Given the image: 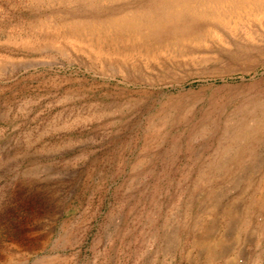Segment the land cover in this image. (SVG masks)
<instances>
[{
    "label": "rangeland",
    "instance_id": "374dc122",
    "mask_svg": "<svg viewBox=\"0 0 264 264\" xmlns=\"http://www.w3.org/2000/svg\"><path fill=\"white\" fill-rule=\"evenodd\" d=\"M263 10L0 0V264H264Z\"/></svg>",
    "mask_w": 264,
    "mask_h": 264
},
{
    "label": "bare ground",
    "instance_id": "6f19581e",
    "mask_svg": "<svg viewBox=\"0 0 264 264\" xmlns=\"http://www.w3.org/2000/svg\"><path fill=\"white\" fill-rule=\"evenodd\" d=\"M103 1V0H102ZM229 1V0H228ZM260 1V0H259ZM117 2V1H116ZM164 2V1H163ZM250 2V1H249ZM72 4V3H71ZM79 4V3H78ZM77 4V5H78ZM99 4V3H98ZM112 4V3H111ZM115 4V3H114ZM203 4V3H202ZM231 3H229V5H230ZM73 5H74V3H73ZM82 5V4H81ZM92 5V4H91ZM104 5V4H103ZM185 5V4H184ZM217 5V4H216ZM225 5V4H224ZM254 5V4H253ZM258 5V4H257ZM100 6H101V4H100ZM202 6H204V5H202ZM205 6H206V4H205ZM209 6V5H208ZM243 6V5H242ZM241 6V7H242ZM78 7V6H77ZM193 7V6H192ZM201 7V6H200ZM231 7V6H230ZM229 7V8H230ZM234 7V6H233ZM262 7V6H261ZM56 8V7H55ZM66 8V7H65ZM82 8V7H81ZM180 8V7H179ZM202 8V7H201ZM256 8V7H255ZM184 9V8H183ZM217 9V8H216ZM226 9V8H225ZM263 9V8H262ZM261 9V10H262ZM201 10V9H200ZM212 10V9H211ZM241 10V9H240ZM260 10V11H261ZM182 11V10H181ZM187 11V10H186ZM189 11V10H188ZM209 11H210V9H209ZM217 11V10H216ZM227 11V10H226ZM256 11H257V9H256ZM60 12V11H59ZM258 12V11H257ZM263 12H264V10H263ZM49 13V12H48ZM69 13V12H68ZM177 13V12H176ZM193 13V12H192ZM191 13V14H192ZM216 13V12H215ZM221 13V12H220ZM224 13V12H223ZM254 13H256V12H254ZM71 14V13H70ZM137 14V13H136ZM140 14V13H139ZM68 15V14H67ZM141 15V14H140ZM195 15H197V14H195ZM235 15V14H234ZM246 15V14H245ZM252 15V14H251ZM250 15V16H251ZM138 16V15H137ZM142 16V15H141ZM153 16V15H152ZM215 16H216V14H215ZM241 16V15H240ZM260 16V15H259ZM124 17H126V16H124ZM131 17V16H130ZM194 17V16H193ZM210 17V16H209ZM217 17V16H216ZM219 17V16H218ZM222 17V16H221ZM254 17V16H253ZM141 18H143V17H141ZM140 18V19H141ZM147 18V17H146ZM223 18V17H222ZM262 18V17H261ZM260 18V19H261ZM120 19V18H119ZM123 19H125V18H123ZM129 19V18H128ZM137 19V18H136ZM151 19V18H150ZM233 19V18H232ZM243 19V18H242ZM115 20V19H114ZM210 20V19H209ZM236 20V19H235ZM73 21V20H72ZM87 21V20H86ZM90 21V20H89ZM93 21V20H92ZM121 21V20H120ZM126 21V20H125ZM137 21V20H136ZM223 21V20H222ZM229 21V20H228ZM227 21V22H228ZM234 21V20H233ZM99 22V21H98ZM116 22H119V21H116ZM129 22V21H128ZM133 22V21H132ZM131 22V23H132ZM224 22V21H223ZM260 22V21H259ZM115 23V22H114ZM139 23V22H138ZM206 23V22H205ZM226 23V22H225ZM232 23V22H231ZM236 23V22H235ZM248 23V22H247ZM228 24V23H227ZM237 24V23H236ZM251 24V23H250ZM59 25V24H58ZM83 25V24H82ZM114 25V24H113ZM132 25V24H131ZM141 25V24H140ZM164 25V24H163ZM219 25V24H218ZM234 25V24H233ZM55 26H56V24H55ZM109 26V25H108ZM137 26V25H136ZM158 26V25H157ZM220 26H221V24H220ZM228 26V25H227ZM258 26V25H257ZM118 28H119V26H117ZM154 27V26H153ZM163 27V26H162ZM224 27V26H223ZM222 27V28H223ZM260 27V26H259ZM158 28V27H157ZM86 29V28H85ZM101 29H103L102 27H101ZM116 29V28H115ZM150 29V28H149ZM211 29V28H210ZM98 30V29H97ZM107 30V29H106ZM128 30V29H127ZM145 30V29H144ZM214 30V29H213ZM230 30V29H229ZM235 30H237V29H235ZM135 31V30H134ZM147 31V30H146ZM211 31V30H210ZM239 31V30H238ZM109 32V31H108ZM121 32V31H120ZM142 32V31H141ZM215 33H217L216 31H214ZM227 32V31H226ZM87 33V32H86ZM126 33V32H125ZM143 33V32H142ZM209 33V32H208ZM246 33V32H245ZM250 33V32H249ZM264 33V32H263ZM92 34V33H91ZM112 34V33H111ZM114 34V33H113ZM128 34V33H127ZM151 34V33H150ZM164 34V33H163ZM212 34H214V33H212ZM82 35V34H81ZM93 35V34H92ZM94 35H95V33H94ZM129 35V34H128ZM131 35V34H130ZM130 35H129V37H130ZM133 35V34H132ZM147 35V34H146ZM221 35V34H220ZM250 35V34H249ZM101 36H102V34H101ZM136 36V35H135ZM134 36V37H135ZM140 36V35H139ZM154 36V35H153ZM168 36V35H167ZM198 36V35H197ZM111 37H112V35H111ZM132 37V36H131ZM137 37V36H136ZM141 37V36H140ZM147 37V36H146ZM243 37V36H242ZM255 37H256V35H255ZM104 38V37H103ZM119 38V37H118ZM123 38V37H122ZM168 38V37H167ZM198 38V37H197ZM208 38H210V37H208ZM212 38V37H211ZM109 39V38H108ZM129 39V38H128ZM141 39V38H140ZM151 39V38H150ZM166 39V38H165ZM176 39V38H175ZM206 39H207V37H206ZM213 39V38H212ZM225 39V38H224ZM29 40V39H28ZM56 40H58V39H56ZM123 40H125V39H123ZM158 40V39H157ZM171 40V39H170ZM179 40V39H178ZM183 40V39H182ZM185 40V39H184ZM214 40V39H213ZM75 41V40H74ZM94 41V40H93ZM134 41V40H133ZM146 41V40H145ZM150 41V40H149ZM156 41V40H155ZM154 41V42H155ZM95 42V41H94ZM132 42V41H131ZM153 42V41H152ZM164 42V41H163ZM169 42V41H168ZM173 42V41H172ZM175 42V41H174ZM228 42V41H227ZM63 43V42H62ZM40 44V43H39ZM117 44V43H116ZM130 44V43H129ZM138 44V43H137ZM136 44V45H137ZM144 44V43H143ZM170 44H171V42H170ZM28 45V44H27ZM38 45V44H37ZM48 45V44H47ZM46 45V46H47ZM69 45V44H68ZM90 45V44H89ZM119 45V44H118ZM117 45V46H118ZM153 45V44H152ZM177 45V44H176ZM180 45V44H179ZM45 46V45H44ZM78 46V45H77ZM103 46V45H102ZM115 46V45H114ZM138 46V45H137ZM141 46V45H140ZM150 46V45H149ZM154 46V45H153ZM163 46V45H162ZM168 46V45H167ZM173 46V45H172ZM27 47V46H26ZM76 47V46H75ZM165 47V46H164ZM133 48V47H132ZM158 48V47H157ZM169 48V47H168ZM28 49V48H27ZM43 49V48H42ZM76 49V48H75ZM165 49V48H164ZM167 49V48H166ZM128 50V49H127ZM134 50H136L135 48H134ZM143 50V49H142ZM155 50V49H154ZM169 50V49H168ZM93 51V50H92ZM102 51V50H101ZM116 51V50H115ZM156 51V50H155ZM173 51V50H172ZM178 51V50H177ZM35 52V51H34ZM80 52H82L81 50H80ZM94 52V51H93ZM163 52V51H162ZM84 53H86V52H84ZM144 53V52H143ZM148 53H149V51H148ZM166 53V52H165ZM95 54H97V52H95ZM125 54V53H124ZM145 54V53H144ZM157 54V53H156ZM156 54H155V56H156ZM167 54V53H166ZM170 54V53H169ZM174 54V53H173ZM68 55V54H67ZM93 55V54H92ZM135 55V54H134ZM137 55V54H136ZM140 55V54H139ZM138 55V56H139ZM159 55H160V53H159ZM81 56H84V54L83 55H81ZM88 56V55H87ZM86 56V57H87ZM95 56V55H94ZM100 56V55H99ZM130 56V55H129ZM73 57V56H72ZM125 57H126V55H125ZM147 57H148V55H147ZM170 57V56H169ZM88 58H89V56H88ZM110 58V57H109ZM108 58V59H109ZM127 58V57H126ZM139 58H140V56H139ZM157 58H158V56H157ZM90 59V58H89ZM94 59V58H93ZM119 59V58H118ZM146 59V58H145ZM172 59V58H171ZM91 61H92V59H91ZM120 61V60H119ZM122 61H124V60H122ZM136 61V60H135ZM147 61V60H146ZM146 61H145V63H146ZM169 61V60H168ZM105 62V61H104ZM112 62V61H111ZM110 62V63H111ZM113 63V62H112ZM173 63V62H172ZM116 64V63H115ZM121 64V63H120ZM123 64V63H122ZM89 65V64H88ZM107 65V64H106ZM117 65V64H116ZM124 66L126 65V64H123ZM169 65V64H168ZM104 66V65H103ZM123 67V66H122ZM171 67V66H170ZM120 68V67H119ZM148 68V67H147ZM126 69V68H125ZM139 70H140V68H139ZM148 70V69H147ZM158 70V69H157ZM168 70V69H167ZM120 71H121V69H120ZM177 71V70H176ZM128 72V71H127ZM159 72H160V70H159ZM121 75V74H120ZM135 78V77H134ZM150 78V77H149ZM76 79H74V81H75ZM78 80V79H77ZM128 81V80H127ZM64 82H66V81H64ZM147 83V82H146ZM145 83V84H146ZM150 83V82H149ZM56 84V83H55ZM80 84V83H79ZM78 84V85H79ZM77 85V84H76ZM143 85V84H142ZM51 86H53V85H51ZM56 86V85H55ZM66 86V85H65ZM63 89V88H62ZM57 91V90H56ZM229 210V209H228ZM211 250V249H210Z\"/></svg>",
    "mask_w": 264,
    "mask_h": 264
},
{
    "label": "crops",
    "instance_id": "0c3cea01",
    "mask_svg": "<svg viewBox=\"0 0 264 264\" xmlns=\"http://www.w3.org/2000/svg\"><path fill=\"white\" fill-rule=\"evenodd\" d=\"M226 264H231V261L227 262Z\"/></svg>",
    "mask_w": 264,
    "mask_h": 264
}]
</instances>
